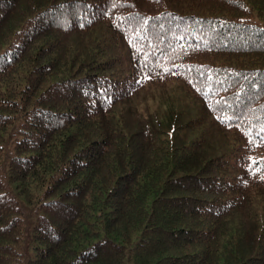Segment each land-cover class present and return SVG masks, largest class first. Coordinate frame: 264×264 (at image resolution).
Wrapping results in <instances>:
<instances>
[{
  "label": "trees",
  "instance_id": "obj_1",
  "mask_svg": "<svg viewBox=\"0 0 264 264\" xmlns=\"http://www.w3.org/2000/svg\"><path fill=\"white\" fill-rule=\"evenodd\" d=\"M0 264H264V0H0Z\"/></svg>",
  "mask_w": 264,
  "mask_h": 264
},
{
  "label": "rangeland",
  "instance_id": "obj_2",
  "mask_svg": "<svg viewBox=\"0 0 264 264\" xmlns=\"http://www.w3.org/2000/svg\"><path fill=\"white\" fill-rule=\"evenodd\" d=\"M175 81H167L162 86L149 85L146 88L136 91L133 94L136 104H140V108H144L146 112H152L156 115V120H165L167 112L173 115L175 113L183 114V120L195 117V114H206L207 105L202 99L192 101L186 98L177 88ZM168 116V115H167ZM162 118V119H161Z\"/></svg>",
  "mask_w": 264,
  "mask_h": 264
}]
</instances>
